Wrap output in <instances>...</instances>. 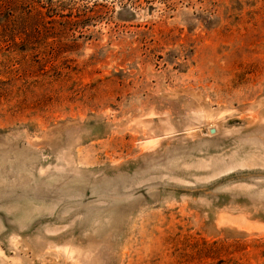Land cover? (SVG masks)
<instances>
[{
    "label": "rangeland",
    "instance_id": "rangeland-1",
    "mask_svg": "<svg viewBox=\"0 0 264 264\" xmlns=\"http://www.w3.org/2000/svg\"><path fill=\"white\" fill-rule=\"evenodd\" d=\"M0 264H264V0H0Z\"/></svg>",
    "mask_w": 264,
    "mask_h": 264
},
{
    "label": "water",
    "instance_id": "water-1",
    "mask_svg": "<svg viewBox=\"0 0 264 264\" xmlns=\"http://www.w3.org/2000/svg\"><path fill=\"white\" fill-rule=\"evenodd\" d=\"M211 132H213V129H211Z\"/></svg>",
    "mask_w": 264,
    "mask_h": 264
}]
</instances>
